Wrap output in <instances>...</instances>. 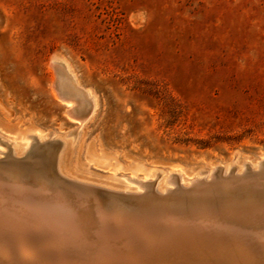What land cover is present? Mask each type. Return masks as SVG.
Wrapping results in <instances>:
<instances>
[{"label": "rangeland", "instance_id": "rangeland-1", "mask_svg": "<svg viewBox=\"0 0 264 264\" xmlns=\"http://www.w3.org/2000/svg\"><path fill=\"white\" fill-rule=\"evenodd\" d=\"M54 54L96 95L77 128L53 86ZM21 130L46 135L12 153L30 180L48 173L100 192L178 194L176 184L162 190L161 171L202 170L181 188L220 195L221 181L255 177L261 167L251 163L264 158V0H0V160L12 163L5 141Z\"/></svg>", "mask_w": 264, "mask_h": 264}, {"label": "bare ground", "instance_id": "bare-ground-1", "mask_svg": "<svg viewBox=\"0 0 264 264\" xmlns=\"http://www.w3.org/2000/svg\"><path fill=\"white\" fill-rule=\"evenodd\" d=\"M50 63L57 98L65 103L66 115L76 118L77 128L95 112L96 95L77 81L65 57L54 54ZM27 133L21 130L7 138L12 163L0 160V264H264L262 156L251 163L261 167L254 179L243 176L236 183L218 179L225 189L220 195L197 194L200 188L193 184L202 170L188 177L172 168L168 175L159 172L162 190H171L166 184H176L179 195L115 196L53 180L48 173L30 180L14 163L21 156L12 153L25 151L29 138L40 143L45 134L38 130ZM41 150L46 162L55 154L50 143ZM45 166L47 172L53 167L51 163ZM140 166L134 165L132 173ZM144 173L138 180L141 186L149 175ZM181 181L193 184L184 190ZM123 200L150 205L134 213L132 205ZM33 250L38 254L31 253Z\"/></svg>", "mask_w": 264, "mask_h": 264}, {"label": "water", "instance_id": "water-1", "mask_svg": "<svg viewBox=\"0 0 264 264\" xmlns=\"http://www.w3.org/2000/svg\"><path fill=\"white\" fill-rule=\"evenodd\" d=\"M25 156V155H24ZM215 177L217 176L216 174L214 175ZM67 181V180H66ZM72 184H75V185H78V186H81V185H83L82 183H78V182H71ZM88 186V185H87ZM92 186V185H91ZM90 185H89V187H91ZM93 188H95V189H98V187H96V186H92ZM99 189H101V188H99ZM176 188H174L173 186H172V190L174 191ZM104 192V191H103ZM142 192V195L143 196H145V197H147V195H149L148 193H152V194H156L155 192H153L152 190H149V189H147V190H142L141 191ZM105 193L106 194H113V195H115V196H123V194L122 193H120V192H116V193H111V192H109V191H105ZM175 195H179V194H175ZM137 201H139V200H123V202H124V204H128L129 203V205L131 204L132 205V207L135 209L134 210V213L135 212H137L139 209H141V208H143L144 206H149L150 205V202H148L146 205H140ZM144 201H147V200H144ZM150 201V200H149ZM134 202V203H133ZM137 202V203H136ZM133 233V232H132ZM32 252H34V254H38V251H36V250H33Z\"/></svg>", "mask_w": 264, "mask_h": 264}]
</instances>
